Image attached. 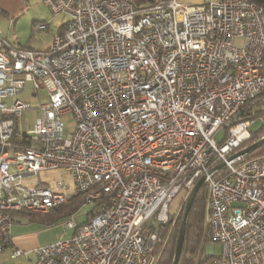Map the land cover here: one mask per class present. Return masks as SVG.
Here are the masks:
<instances>
[{
    "label": "built area",
    "instance_id": "built-area-1",
    "mask_svg": "<svg viewBox=\"0 0 264 264\" xmlns=\"http://www.w3.org/2000/svg\"><path fill=\"white\" fill-rule=\"evenodd\" d=\"M43 4L69 17L47 51L0 38V252L13 213L45 214L79 193L105 201L83 223L75 212L64 218L72 235L33 249L32 264H156L174 226L170 202L205 177L210 240L223 248L214 263L264 264V154L235 155L250 127L264 125V9L248 0ZM52 169L73 190L25 183Z\"/></svg>",
    "mask_w": 264,
    "mask_h": 264
},
{
    "label": "rangeland",
    "instance_id": "rangeland-1",
    "mask_svg": "<svg viewBox=\"0 0 264 264\" xmlns=\"http://www.w3.org/2000/svg\"><path fill=\"white\" fill-rule=\"evenodd\" d=\"M15 6L17 9L16 14L12 16V13H8L6 25H4L2 29L3 38H6L5 40H7V42L14 47H24V45H28V47L32 50L42 48L45 46L47 41L52 38L53 34H55L59 28L69 20V17L65 14H58L56 16L52 15L43 4V0H20V2L16 3ZM35 22L48 23V29L46 31L37 30V28L33 25ZM24 94L26 93L23 92L22 95ZM42 94V90L38 92L39 97L42 96ZM29 115H31V111H29ZM27 121L30 126L31 120ZM261 126L262 123L260 121H256L250 127V132H256ZM223 134V131L219 132L215 135L214 139L219 142L223 137ZM262 153H264V148L261 149L260 154L256 156L263 155ZM38 177L42 182L48 183L50 186L56 181H62L65 185L69 186L70 191L74 188L72 178L69 174H66L60 169L39 172ZM185 201V191L181 190L177 195H175L169 204L168 211L170 215H174V225L176 224L181 209L184 208ZM92 206L93 202L91 201L90 203L81 204L77 208L74 219L78 224L85 222L86 215L92 209ZM62 220L50 227L34 224L28 229L31 230L30 232H38L37 242L40 246L49 245L58 240L67 239L72 235V230H66L61 225ZM22 224L30 225L26 224V222H22ZM222 254L223 248L221 244L209 243L205 248V255H207L209 264H215L214 262L217 263L220 257H222Z\"/></svg>",
    "mask_w": 264,
    "mask_h": 264
},
{
    "label": "trees",
    "instance_id": "trees-1",
    "mask_svg": "<svg viewBox=\"0 0 264 264\" xmlns=\"http://www.w3.org/2000/svg\"><path fill=\"white\" fill-rule=\"evenodd\" d=\"M130 1L138 10H144L150 7L155 2V0H130ZM160 1L166 3L169 0H160ZM248 1L264 9V0H248ZM36 24L37 22L33 23L35 27ZM64 25H62L59 28L58 32L64 27ZM22 48L30 49L29 47L26 46ZM251 134H252L251 138L244 144L243 147H246L254 143L264 135V125L261 126L256 132L254 133L252 132ZM12 141L14 143H17L16 139H13ZM21 143L26 145L28 142L23 140ZM263 148H264V144H262L253 153L245 156V159H249L260 154V151ZM205 198H206V185H203L202 188L199 190V192L196 194L187 217L184 239L177 264H204L208 262L207 255H205V248L209 243L212 242L210 240L209 228L206 224V219H205L206 218ZM104 201H105L104 197H101L93 201L92 209L86 215L85 221L89 220L95 213L98 212L101 204ZM84 203L85 201L83 194L75 193L73 198L67 204L54 208L50 210L48 213L39 214V213L20 211L13 213V215L23 214L26 217H28V220L31 222L32 221L38 222L46 227H50L59 223L69 214L75 212L77 208ZM182 211L183 208L180 211L176 224L169 231L166 245L164 246V249L161 252L157 264H172L176 238L178 234V228L182 217Z\"/></svg>",
    "mask_w": 264,
    "mask_h": 264
},
{
    "label": "crops",
    "instance_id": "crops-1",
    "mask_svg": "<svg viewBox=\"0 0 264 264\" xmlns=\"http://www.w3.org/2000/svg\"><path fill=\"white\" fill-rule=\"evenodd\" d=\"M176 1L180 5H185V6H196L202 3V0H176ZM18 2H20V0H0V38L1 39H4V40L6 39V38H3L2 36V33H3L2 29L4 25H6V18L8 17V13L9 12L12 13L11 14L12 16L16 14L17 9L15 5ZM47 29L42 30V31H46ZM55 34H53L52 38L47 41L45 46L39 49H35V50L47 51L51 46L52 39ZM24 46L28 47V45H24ZM25 116H26L25 117L26 120H24L22 124H25L26 121L30 119V117L32 116V112H31V115H29V112H28L27 114H25ZM27 123L29 124L28 121ZM25 183L28 186H38V185L50 186L48 183L42 182L40 178L38 177V175L33 176V177L32 176L26 177ZM22 222H26V224H30V225H23ZM34 224H40V223L29 221L28 217H26L23 214L13 215V223L10 228V238H11L10 244H8L0 252V264H32L34 262L35 257L33 254V249H35L36 247H40V245L37 242L38 232L37 233L30 232L31 230L28 229L29 227H32ZM14 250H20L21 254L17 257H12V252Z\"/></svg>",
    "mask_w": 264,
    "mask_h": 264
},
{
    "label": "water",
    "instance_id": "water-1",
    "mask_svg": "<svg viewBox=\"0 0 264 264\" xmlns=\"http://www.w3.org/2000/svg\"><path fill=\"white\" fill-rule=\"evenodd\" d=\"M262 144H264V135L259 140L255 141L254 143H252V144L242 148L241 150H239L235 155L236 156H238V155L247 156V155L251 154L252 152H254L255 150H257ZM223 165H224L223 163L219 164L216 167V169H220ZM204 180H205V177H200L197 180V182L195 183V185L191 189V191L188 194L186 201L184 203L183 213H182L181 221H180L179 228H178V234H177V238H176V244H175L172 264L178 263V259H179L180 253H181V247H182V243H183V239H184L187 217H188L192 202H193L196 194L199 192V190L204 185Z\"/></svg>",
    "mask_w": 264,
    "mask_h": 264
},
{
    "label": "bare ground",
    "instance_id": "bare-ground-1",
    "mask_svg": "<svg viewBox=\"0 0 264 264\" xmlns=\"http://www.w3.org/2000/svg\"><path fill=\"white\" fill-rule=\"evenodd\" d=\"M210 247V246H209Z\"/></svg>",
    "mask_w": 264,
    "mask_h": 264
}]
</instances>
